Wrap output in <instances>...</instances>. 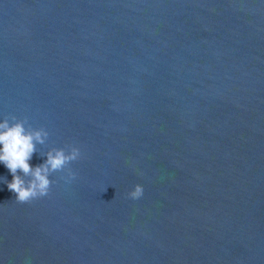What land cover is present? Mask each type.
<instances>
[{
	"label": "water",
	"instance_id": "95a60500",
	"mask_svg": "<svg viewBox=\"0 0 264 264\" xmlns=\"http://www.w3.org/2000/svg\"><path fill=\"white\" fill-rule=\"evenodd\" d=\"M11 116L81 158L0 182V264H264V0H0Z\"/></svg>",
	"mask_w": 264,
	"mask_h": 264
},
{
	"label": "clouds",
	"instance_id": "9594fccd",
	"mask_svg": "<svg viewBox=\"0 0 264 264\" xmlns=\"http://www.w3.org/2000/svg\"><path fill=\"white\" fill-rule=\"evenodd\" d=\"M26 120H18L15 116L0 118V164L11 174L12 179L0 177V182L14 193L17 203H27L49 195L54 183V173L64 172L61 177L66 184L76 179V172L68 167L70 162L81 158V150L77 146L49 148L42 153L41 164H30L37 152V145H45L49 132L43 128L26 127ZM144 195V186L136 184L127 193L131 200H139Z\"/></svg>",
	"mask_w": 264,
	"mask_h": 264
}]
</instances>
